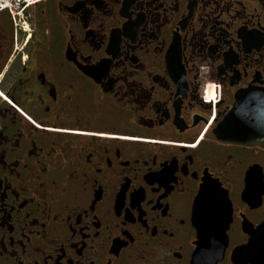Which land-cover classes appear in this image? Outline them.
<instances>
[{
    "label": "flooded vegetation",
    "instance_id": "1",
    "mask_svg": "<svg viewBox=\"0 0 264 264\" xmlns=\"http://www.w3.org/2000/svg\"><path fill=\"white\" fill-rule=\"evenodd\" d=\"M27 18L0 12V264H264V140L215 132L264 90V0H37ZM198 198L223 207L218 259Z\"/></svg>",
    "mask_w": 264,
    "mask_h": 264
},
{
    "label": "water",
    "instance_id": "2",
    "mask_svg": "<svg viewBox=\"0 0 264 264\" xmlns=\"http://www.w3.org/2000/svg\"><path fill=\"white\" fill-rule=\"evenodd\" d=\"M241 104L245 107L241 108ZM215 132L217 137L233 143L243 144L248 140H264V90L243 91L237 97L234 110L224 118ZM205 183L204 185L208 184V186L214 185L213 182ZM203 200L202 198L195 200L192 213L194 227H198V244L200 247L215 245L210 247L213 249L211 257L221 256L225 240L214 237L213 230L217 226L221 233L226 225L225 223L222 225L221 221H218L217 225L214 223V218L222 216L223 207L219 206L216 209V205H205Z\"/></svg>",
    "mask_w": 264,
    "mask_h": 264
},
{
    "label": "built area",
    "instance_id": "3",
    "mask_svg": "<svg viewBox=\"0 0 264 264\" xmlns=\"http://www.w3.org/2000/svg\"><path fill=\"white\" fill-rule=\"evenodd\" d=\"M28 4L29 0H0V10L8 9L13 17H18L19 20L23 21V10Z\"/></svg>",
    "mask_w": 264,
    "mask_h": 264
},
{
    "label": "rangeland",
    "instance_id": "4",
    "mask_svg": "<svg viewBox=\"0 0 264 264\" xmlns=\"http://www.w3.org/2000/svg\"><path fill=\"white\" fill-rule=\"evenodd\" d=\"M208 86H211V85H206L205 89H203V93H202V98L203 100L206 102L207 100L210 101V100H213L214 97H213V94H211L209 92V89H208Z\"/></svg>",
    "mask_w": 264,
    "mask_h": 264
}]
</instances>
